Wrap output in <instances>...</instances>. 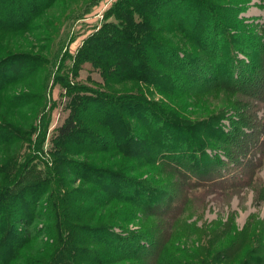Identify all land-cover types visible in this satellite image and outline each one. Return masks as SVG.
Wrapping results in <instances>:
<instances>
[{
  "label": "trees",
  "instance_id": "16d2710c",
  "mask_svg": "<svg viewBox=\"0 0 264 264\" xmlns=\"http://www.w3.org/2000/svg\"><path fill=\"white\" fill-rule=\"evenodd\" d=\"M55 1L0 0V31L26 33L31 29H43L46 27L43 24L33 27L30 21L47 15L46 9ZM90 1L95 0H88V3ZM216 5L210 0H116L109 10L119 22H104L102 28L78 49L75 58L79 63L74 59L75 65L85 59L97 65L103 60L98 69H104L105 75L115 81L133 80L166 94L177 92L179 81L180 86L188 84L184 87L194 93L213 88L232 89L241 83L257 90H246L249 98L263 101L264 56H260L258 63V49H249L250 41L244 42V36L235 28L236 21L228 22L222 16L223 9ZM59 14L58 19L65 18L67 13ZM163 23L168 32H182L194 49L181 48L156 37V30L166 32V28L162 29ZM41 31L43 37L49 39L48 30ZM55 32L56 36H62L61 28ZM60 40L58 38L57 45ZM260 48L264 49V43ZM48 49L47 45H41V51L46 53ZM52 49L50 56L25 50H8L1 55L0 93L12 83L33 82L36 73L41 72L39 63L42 61L46 64L51 61L49 67L58 70L65 54L60 53L57 58L58 51ZM239 52L249 55L245 65L241 63ZM216 75L218 81H215ZM47 79L48 76L42 88ZM110 82L112 80L106 77L104 89L79 88L80 94L85 95L73 94L69 111L51 138V154L54 150L57 155L52 157L55 167L49 169L51 176H33L22 169L20 163L28 158L26 154L20 160L17 154L8 158L7 165L12 163L15 168L0 178V264L16 263L20 251L29 245L33 236L30 225L35 217L32 202L45 195L49 199V210L54 211V239L36 254L37 264H182L169 253L166 235L171 233L172 223L181 214L188 189L202 186L231 189L246 183L248 175L241 171L238 159L242 157L239 153L245 154L247 150V129L244 133L240 127L232 125L225 133L216 113L189 122L141 94L113 96L105 90ZM198 84L201 86L196 88ZM30 91H41L39 83L31 85ZM247 106L249 110L241 124L245 123L246 128L254 131L256 116L252 106ZM22 125V122H0V131L6 133L2 136L0 132V145H10L11 149L16 142L19 146L29 142ZM254 145L256 142L246 146L250 149ZM206 148L220 149L221 155L228 160L207 153ZM108 150L129 158L130 164L106 167L74 163L69 158V153L74 151ZM261 154L264 155V142ZM142 162L177 175L178 185L159 178V174L155 176L159 183L144 177L142 173L148 169L141 174L128 172ZM229 164L235 168L229 166L227 171ZM71 170L90 187L69 190V178H65V173ZM227 174L231 176L229 179L225 178ZM110 200L122 205L121 213H116L115 206L106 220L99 218L97 223L90 224L93 212L108 205ZM138 215H152L157 219L155 225L149 222L150 227L127 228ZM161 219L165 220L164 225L159 222ZM15 222L21 223L24 230L17 228ZM115 226L121 228L119 232L113 230ZM241 242L232 241L229 247L237 251V246L244 244ZM257 248L262 251L264 245ZM256 260L245 258L239 264H253ZM258 263L264 264V260Z\"/></svg>",
  "mask_w": 264,
  "mask_h": 264
},
{
  "label": "rangeland",
  "instance_id": "374dc122",
  "mask_svg": "<svg viewBox=\"0 0 264 264\" xmlns=\"http://www.w3.org/2000/svg\"><path fill=\"white\" fill-rule=\"evenodd\" d=\"M99 1L95 0L88 3V0H56L49 5L46 9L47 15L30 21L33 22V27L40 26L39 24L46 26L41 30H48L46 35H49V39L43 37L40 29H31L26 33L0 31V56L9 52L8 50L12 52L21 50L36 51L45 56H50L52 48L58 51L57 58L60 53L65 54V56L62 55V58L63 56L64 58L58 70L49 67L51 61L48 64L42 61L39 63L42 65L39 68L41 72L36 73L33 82L12 83L4 92L1 91L0 122L10 121L18 124L22 122L24 130L28 134L27 138L30 139L29 142L22 143L20 146L16 142L11 149L10 145H6V147H3L4 144L0 145V178L3 177L4 173H8L10 169L15 168L12 163L7 165L8 158L15 156V154H17L18 160L22 159L24 154L28 155V158L20 164L21 168H25L29 174L43 178L51 176L49 169L55 167L52 157L57 156L54 154V150L51 154V148L53 149L51 138L54 129L69 111V103L74 97L73 94L85 95L80 94L79 88L88 89V87H92L96 91L104 89L106 77L112 80V82L106 84L108 89H105L110 91L111 95L141 94L166 108L172 115H178L189 122L216 113L220 116L217 121L223 127L225 133L229 131L232 125H235L240 127L244 133L246 132L244 129H247L245 133L246 145L256 142V146L254 145L250 149L244 144L247 148V150H244L245 154L238 152L239 156L242 155L238 159L239 167H241L243 173H247L248 179H246V183L236 185L231 189H220L212 186L189 188L187 201L180 209L181 214L172 223L171 233L166 235L170 249L169 253H172L182 264H239L245 258H255L257 263L253 264H260L258 262L264 260V250L260 251L257 248L264 245V155L261 154L262 143L264 142V100L249 98L245 94L246 90L254 92L257 90H252L249 85L241 83H238L239 87L233 86L232 89L213 88L194 93L184 87L188 84L180 86L181 81H179L177 83L179 90L175 93L168 92L166 94L158 91L154 86L135 83L133 80L115 81V79L105 75L104 69L101 71L98 69V66L103 64V60L99 61L97 65L93 64V61L85 59L83 63L75 65V62L79 63V60L75 58V54L82 44L87 42L92 35H95V32L102 28L104 22L111 20L112 23H117L118 21L112 11L109 10L116 0H102L98 5ZM210 1L223 9L221 11L222 16L227 18L228 22L236 21L235 28L244 36V42L250 41L249 49H258L259 55H256V58L260 63V56H264V49L260 48L264 43V0ZM62 11L67 14L65 18L60 17L58 19V16L61 15L59 13ZM58 28L62 29V36H56L57 32L55 31ZM110 28L112 29V26ZM165 28L166 25L164 24L162 29ZM166 32L156 30L154 33L156 37L166 39L178 47L194 49L187 42L186 37L182 35V32L176 30L168 32L167 28ZM58 38H61V40L57 45ZM41 45H47V48L49 47L48 52L41 51ZM3 47L7 49H2ZM238 56L243 59L242 65L248 62L249 55L239 52ZM158 62L159 59L156 65H158ZM153 63L151 62L152 65ZM71 68L73 70H70ZM260 72L258 73L260 74ZM219 73L221 72L219 71ZM47 76L46 86L42 88V85L45 84L43 81H46ZM218 79L219 76L216 75L215 81H218ZM35 83H39L41 91L32 93L30 91L31 85ZM208 83L209 81L205 84ZM199 85L196 88L201 86ZM233 90L239 91L233 92ZM247 105L252 106L256 116L255 126H252L256 128L254 131L250 127L246 128L245 123L241 124V121L244 120L243 116L249 108ZM236 123L239 125H236ZM0 130L2 129L0 128ZM0 132L2 136L6 135L4 131ZM112 151H74L69 153V158L74 163L84 162L106 167L120 166L123 163L130 164L129 158L127 159L122 155L118 156L116 152ZM205 151L212 155H219L220 159L228 160L221 155L222 151L220 149L206 148ZM229 166L235 168L233 164H229L227 171ZM18 168L19 166L17 170ZM144 169H148V172L142 173ZM162 169V167L156 168L147 162H142L140 166L132 167L128 172L130 174L142 173L144 177L157 182L155 176L159 174V178L176 185L179 177L164 172ZM66 177L69 178V190L90 187L83 183L82 179H78L72 170L71 173H65ZM230 177V174L225 175L226 179ZM48 203L49 199L46 195L39 198L38 201L36 199L32 202L36 217H33L30 225L31 230L33 229V232H31L33 236H31L32 239L29 245L20 251L21 255L13 264H37L36 259L38 257L35 259L36 254L45 249V245L54 239V220L52 219L54 211L49 210ZM115 206H117L116 213L120 214L122 205L113 200H110L108 205L99 208L98 211L96 210L97 212L93 210L94 217L89 220L90 224L97 223L99 218L106 220L114 212ZM68 207L73 206L68 205ZM59 208L61 207L59 206ZM154 220L157 219L152 215L143 217L138 215L131 223H128L127 228L136 230L141 225L150 227L148 223L151 222L155 225ZM115 221L116 219L113 220V222ZM159 222L164 225L165 220L161 219ZM168 222L166 220V223ZM15 224L17 228L24 230L21 223L15 222ZM120 229L117 226L113 228L115 232H119ZM220 234L221 237H217ZM232 241L238 244L243 241L244 244H237V251H234V249L232 251L229 247ZM254 251L260 252L254 253ZM232 254L234 256L231 258ZM224 256H227V258ZM23 258L27 259L26 262L23 261Z\"/></svg>",
  "mask_w": 264,
  "mask_h": 264
},
{
  "label": "crops",
  "instance_id": "0c3cea01",
  "mask_svg": "<svg viewBox=\"0 0 264 264\" xmlns=\"http://www.w3.org/2000/svg\"><path fill=\"white\" fill-rule=\"evenodd\" d=\"M101 1H102V0H100V1L98 2V5H100ZM95 15H96V12H95Z\"/></svg>",
  "mask_w": 264,
  "mask_h": 264
}]
</instances>
